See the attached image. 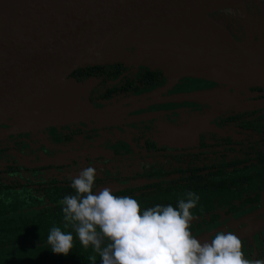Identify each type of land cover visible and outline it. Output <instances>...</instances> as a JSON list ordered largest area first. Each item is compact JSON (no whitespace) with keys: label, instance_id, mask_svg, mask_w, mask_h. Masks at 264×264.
<instances>
[{"label":"flooded vegetation","instance_id":"obj_1","mask_svg":"<svg viewBox=\"0 0 264 264\" xmlns=\"http://www.w3.org/2000/svg\"><path fill=\"white\" fill-rule=\"evenodd\" d=\"M254 3L260 33L249 14L251 27L264 38V0ZM224 15L249 35L246 21ZM75 78V118L25 130L16 121L0 125V197L19 206L16 215L51 216L64 231L61 201L76 194L72 178L91 166L97 174L93 194L108 187L136 199L142 210L178 209L188 192L195 193L194 237L211 242L220 231L233 232L246 258L264 259L263 86L235 89L205 77L171 78L162 69L123 61L91 62ZM69 226L71 253L89 251L86 264L93 256L102 264Z\"/></svg>","mask_w":264,"mask_h":264},{"label":"water","instance_id":"obj_2","mask_svg":"<svg viewBox=\"0 0 264 264\" xmlns=\"http://www.w3.org/2000/svg\"><path fill=\"white\" fill-rule=\"evenodd\" d=\"M258 1L0 0V125L75 118V74L97 61L264 87V38L224 15Z\"/></svg>","mask_w":264,"mask_h":264},{"label":"clouds","instance_id":"obj_3","mask_svg":"<svg viewBox=\"0 0 264 264\" xmlns=\"http://www.w3.org/2000/svg\"><path fill=\"white\" fill-rule=\"evenodd\" d=\"M96 175L91 166L80 171L71 183L76 194L65 196L61 204L65 227L71 224L102 264H264V259L245 257L243 242L233 232L220 231L203 243L192 235L190 210L199 200L195 193L188 192L178 209L169 204L142 210L136 199L116 196L108 187L93 194ZM73 239L53 227L47 243L53 253L67 256ZM90 259L95 264L96 257Z\"/></svg>","mask_w":264,"mask_h":264},{"label":"trees","instance_id":"obj_4","mask_svg":"<svg viewBox=\"0 0 264 264\" xmlns=\"http://www.w3.org/2000/svg\"><path fill=\"white\" fill-rule=\"evenodd\" d=\"M19 206H14L0 197V264H86L87 251L64 256L51 251L47 237L53 227H59L57 220L41 216L16 215ZM65 227V223L63 224ZM63 231L73 233L71 226ZM86 260V261H85Z\"/></svg>","mask_w":264,"mask_h":264},{"label":"rangeland","instance_id":"obj_5","mask_svg":"<svg viewBox=\"0 0 264 264\" xmlns=\"http://www.w3.org/2000/svg\"><path fill=\"white\" fill-rule=\"evenodd\" d=\"M261 5H262V3L260 2V7L263 9V7ZM256 6H259L258 3L246 5L245 7H241V8L235 9L234 11L228 12L229 16L231 18H233L235 22H238L239 24L244 25V23L241 22V20H244L250 25V30L248 31V33H249V36L253 37V38H257V35L252 30V27H251L252 22L249 18L246 17L245 13L250 14L251 18H255V20H253L254 27H255L256 32H258V34H259L260 30H261V25H260V20H259L258 16L254 14L257 12ZM253 15H255V16L253 17ZM262 20L264 21V12L262 14ZM259 37H261V35H259ZM4 124H9V123H4ZM3 129L4 128L0 126L1 132L3 131Z\"/></svg>","mask_w":264,"mask_h":264}]
</instances>
